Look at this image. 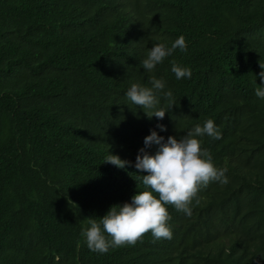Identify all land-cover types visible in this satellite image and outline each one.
Segmentation results:
<instances>
[{"label":"trees","instance_id":"trees-1","mask_svg":"<svg viewBox=\"0 0 264 264\" xmlns=\"http://www.w3.org/2000/svg\"><path fill=\"white\" fill-rule=\"evenodd\" d=\"M181 35L186 52L143 68ZM260 62L264 0H0V264H264ZM153 78L176 104L158 93L163 120L126 96ZM208 119L222 138L199 139L228 183L202 188L191 217L167 206L171 239L91 251L85 220L145 190L134 165L151 131L179 139Z\"/></svg>","mask_w":264,"mask_h":264},{"label":"clouds","instance_id":"clouds-1","mask_svg":"<svg viewBox=\"0 0 264 264\" xmlns=\"http://www.w3.org/2000/svg\"><path fill=\"white\" fill-rule=\"evenodd\" d=\"M177 49L187 51L185 37L181 35L171 43L153 45L148 51L146 59L142 61L145 70L152 71L165 58L171 56ZM264 69V63L260 62ZM172 71L177 79L191 78L192 69L181 67L173 62ZM264 81V71L259 74ZM254 83L257 85L256 80ZM152 87L133 83L126 93L127 98L142 108L149 119L156 117L163 120L166 111L158 107L162 94L168 106H176L173 93L165 91V82L162 79L151 80ZM255 94L264 99V87L256 86ZM161 131H167L164 125H157ZM207 135L214 140L222 138L219 127L214 120L208 119L203 126L197 124L186 135L179 139L170 136H160L155 130L144 139V148L139 150L134 167L143 175L142 183L145 190L138 191L130 203L112 206L103 218H87L86 227L81 235L86 239L88 248L98 253H107L110 248L125 245L134 246L142 237L151 232L153 237L171 239L172 229L169 225L171 216L167 206H173L177 211L191 217L193 201L200 203L199 192L211 182L228 183L226 169L218 168L207 149L202 148V140ZM158 145V151L152 155L146 149ZM108 164L120 169L133 166L131 161L122 160L111 153L106 158ZM111 237V240L107 236ZM79 246V242H78Z\"/></svg>","mask_w":264,"mask_h":264}]
</instances>
